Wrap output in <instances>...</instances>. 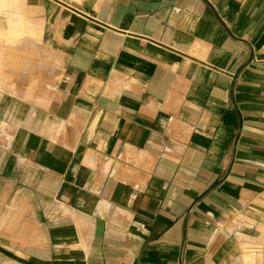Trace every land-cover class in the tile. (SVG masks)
Wrapping results in <instances>:
<instances>
[{
  "label": "crops",
  "instance_id": "0c3cea01",
  "mask_svg": "<svg viewBox=\"0 0 264 264\" xmlns=\"http://www.w3.org/2000/svg\"><path fill=\"white\" fill-rule=\"evenodd\" d=\"M1 28L0 264H264V0H3Z\"/></svg>",
  "mask_w": 264,
  "mask_h": 264
},
{
  "label": "rangeland",
  "instance_id": "374dc122",
  "mask_svg": "<svg viewBox=\"0 0 264 264\" xmlns=\"http://www.w3.org/2000/svg\"><path fill=\"white\" fill-rule=\"evenodd\" d=\"M3 8V0H0V10ZM0 33V77H1V88L2 92L8 91L5 84L9 85V79L12 78V70L16 67L17 69H24V50L20 44H13V41H19L20 38L4 36L3 30ZM37 39V35L34 34V40ZM10 47V48H9ZM10 52H14V58L7 55ZM33 84L32 90L29 92L33 96L38 93V90L46 87L49 81L52 80V74L55 70V60L42 46L34 45L33 48ZM16 71V70H15ZM14 71V72H15ZM18 72V70H17ZM4 82V83H3ZM17 85H19V78L17 77Z\"/></svg>",
  "mask_w": 264,
  "mask_h": 264
}]
</instances>
